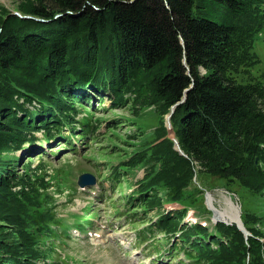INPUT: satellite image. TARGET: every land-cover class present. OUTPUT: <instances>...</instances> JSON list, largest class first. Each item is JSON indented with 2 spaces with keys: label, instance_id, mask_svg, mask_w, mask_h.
I'll list each match as a JSON object with an SVG mask.
<instances>
[{
  "label": "trees",
  "instance_id": "obj_1",
  "mask_svg": "<svg viewBox=\"0 0 264 264\" xmlns=\"http://www.w3.org/2000/svg\"><path fill=\"white\" fill-rule=\"evenodd\" d=\"M19 1L21 17L0 9V219L13 234L0 238V261L57 264L54 247L65 244L66 225L48 189L64 188L66 177L61 170L49 176L41 165L16 174L15 154L26 143L30 153L44 151L37 132L48 145L60 139L70 147L73 135L87 146L88 136L98 140L102 119L92 117L94 110L77 118L92 90L101 100L102 93L112 95L111 109L125 105L136 115L137 106L154 103L169 112L185 96L170 117L185 156L167 138L109 168L114 189L158 156L160 169L150 167L124 198L127 224L148 223L140 241L161 234L168 247L157 258L166 253L175 260L183 253L190 264H264L257 240L264 236V216L242 218L245 236L235 224L210 229L184 222L186 209L162 210L179 200L189 208L205 206L199 190L183 198L195 171L228 190L241 189L247 201L264 200V81L250 76L259 63L252 35L262 27L264 0ZM121 122L106 124L102 140ZM161 130L165 135L163 125ZM153 210L159 213L155 221Z\"/></svg>",
  "mask_w": 264,
  "mask_h": 264
},
{
  "label": "rangeland",
  "instance_id": "obj_2",
  "mask_svg": "<svg viewBox=\"0 0 264 264\" xmlns=\"http://www.w3.org/2000/svg\"><path fill=\"white\" fill-rule=\"evenodd\" d=\"M19 2V0H0V9H4L9 15L15 14L21 17L22 15L17 9ZM262 21L261 29L252 35L253 52L259 63L252 68L250 76L252 80L264 81V19ZM89 93L94 98L88 102L81 100L83 112L77 114V118L81 119L90 114L84 113L88 109L94 110L92 117L102 119L100 127L96 131L98 140L92 141L88 136L86 140L90 145L87 146L78 136L73 135L71 136L73 145L71 144L70 147L66 142L59 143L60 139H56L53 141L54 143L48 145L41 133L37 132L35 133L37 146L43 148L44 151L40 149L30 153L28 143H26L15 154L19 159L15 169L16 174H26L29 170L36 169L41 165L42 170L49 176L52 174L53 177H57L58 170H61L66 177L64 178L67 184L64 188L58 187L59 191H55L54 186L48 189V192L56 200L57 217L66 225L67 234V237L64 238L65 244L55 245L52 260L57 264H180V261H183V264H190L184 258L183 253H179L175 260L170 255L167 256L166 253L162 256L163 258L158 259V254H162L164 248L167 250L166 247H168L162 235L155 236V240L147 239L141 242L140 240L143 239L142 229L148 223L127 224L124 214L122 215V213H126L124 198L130 194L133 188H136L135 181L141 180L150 167L153 168V165H156L157 170L160 169V162L156 160L158 156L148 158L145 164L137 167L132 175H128L125 180H122L121 186L111 189L107 180L109 168L133 157L135 151L146 150L167 138L173 140L174 134L170 129L171 125L166 121L169 112L161 111L159 103H154L137 106L138 114L136 115L130 112V108L125 105L111 109L113 96H109L108 92L102 93V100L98 98V93L92 92V90H89ZM261 106L264 108V102L261 103ZM116 119L123 122L118 123L119 127L114 129L112 134L107 133V136L102 140L101 136L106 132V124L115 122ZM162 125L167 129L165 135H161ZM63 135L69 136L70 134L65 130ZM50 154L54 155L49 157ZM100 165H103L104 168L98 169ZM82 174L93 176L94 184L87 188H78L76 181ZM97 175L101 176L100 181L103 182L98 181ZM58 177L61 179V174L60 176L58 174ZM46 180H49V177ZM54 182L56 183V181ZM192 183L186 194L183 195L184 200L192 197L196 189L202 192L205 206L195 203L194 207L189 208L182 200H179L178 202L164 203L162 210L166 212L186 209L190 216L186 215L184 222L195 221L210 227L214 223V209L225 211L227 199H229L238 212L237 215L244 230L246 228L243 226L242 218L250 220L251 215H257L259 218L264 216V200L255 203L251 198L250 201H247L243 198L241 189L228 190L215 177L195 171ZM209 198H213L212 201H209ZM209 203L212 204L209 205ZM136 211L137 216L142 215L141 209ZM149 214L151 220L155 221V216L159 213L153 210ZM216 220L227 225L238 223L224 219ZM253 221L254 218L251 219V222ZM8 224L0 219V238L13 235ZM257 226L259 224L255 225V227ZM75 229L80 230L77 232ZM259 229L261 234H264V226H260ZM244 235L248 236L249 234ZM257 240L264 247V236L259 235ZM157 246H160V252L153 249ZM46 263L39 262L38 264ZM0 264L4 263L0 261Z\"/></svg>",
  "mask_w": 264,
  "mask_h": 264
},
{
  "label": "water",
  "instance_id": "obj_3",
  "mask_svg": "<svg viewBox=\"0 0 264 264\" xmlns=\"http://www.w3.org/2000/svg\"><path fill=\"white\" fill-rule=\"evenodd\" d=\"M58 16V15H56ZM25 18H28V16H24ZM182 40H181V44H182ZM183 65L185 66V68L187 69V73L189 71L188 67L186 66V61H185V58L183 59ZM185 100V96L182 98V100L176 104H174L173 106H171L170 108V111H169V114L167 115L166 117V121H168V124L170 123V117L172 116L173 112H174V109L175 107L178 105V104H181L182 102H184ZM171 129V128H170ZM173 142H174V149L176 151L179 152L180 155H183L185 156V154L181 151L180 147H179V144L177 142V140L175 138H173ZM94 184V178L93 176H91L90 174H82L79 176L78 180H77V185L80 187V188H83V187H88L90 185ZM237 227L244 233V234H248L246 230L243 229V227H241V223L240 221L236 224Z\"/></svg>",
  "mask_w": 264,
  "mask_h": 264
},
{
  "label": "bare ground",
  "instance_id": "obj_4",
  "mask_svg": "<svg viewBox=\"0 0 264 264\" xmlns=\"http://www.w3.org/2000/svg\"><path fill=\"white\" fill-rule=\"evenodd\" d=\"M208 194V193H207ZM210 197V196H209ZM213 199V198H209V201ZM212 201V200H211ZM212 203H209V205H211ZM227 208L225 211H218V210H215L213 211L214 213V220L216 219H224V220H227L229 222H239V218H238V215H237V210L235 209V206H233V204L231 203V201L229 199H227ZM212 208V206H211ZM235 213V214H234Z\"/></svg>",
  "mask_w": 264,
  "mask_h": 264
}]
</instances>
